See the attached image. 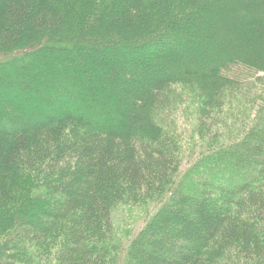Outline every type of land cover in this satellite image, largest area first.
I'll return each mask as SVG.
<instances>
[{"label":"trees","instance_id":"16d2710c","mask_svg":"<svg viewBox=\"0 0 264 264\" xmlns=\"http://www.w3.org/2000/svg\"><path fill=\"white\" fill-rule=\"evenodd\" d=\"M149 203L125 244L113 211ZM121 254L264 264V0H0V264Z\"/></svg>","mask_w":264,"mask_h":264},{"label":"rangeland","instance_id":"374dc122","mask_svg":"<svg viewBox=\"0 0 264 264\" xmlns=\"http://www.w3.org/2000/svg\"><path fill=\"white\" fill-rule=\"evenodd\" d=\"M192 41L188 44L191 48L195 50H199L201 52V48H212V45L207 44L203 40H198L197 38L193 37ZM171 50L167 53L168 57L166 56L163 58L167 62H171V59L174 60L175 56L172 54ZM171 64V63H169ZM236 111V112H235ZM233 114H236L237 111L235 110ZM240 114V113H239ZM182 117H188L189 113H186L183 107L180 108L178 113H175V122L171 123L170 127H173L177 130V135L182 140V166H181V175H183L186 170L190 167L192 161L190 160L192 155L196 153L199 149L198 144H201L202 149L205 150V143H198L197 141L191 143L188 142L187 134L183 131L184 128L187 126L191 129V125L187 123V121L180 120ZM191 119V118H190ZM233 120V118H231ZM252 116H236L235 121L236 124L230 125L228 124L227 129L232 135H237V130H240V126L242 125H249ZM243 128V126H242ZM197 143V144H195ZM195 146V147H194ZM220 164H222L221 160H218ZM158 205L153 203L140 205V206H129V205H119L112 213V223L114 225L115 232L117 233L118 237L127 244L128 241L142 228L145 221L148 220L157 210ZM124 255L121 254L119 259V264H126V260L123 258Z\"/></svg>","mask_w":264,"mask_h":264}]
</instances>
